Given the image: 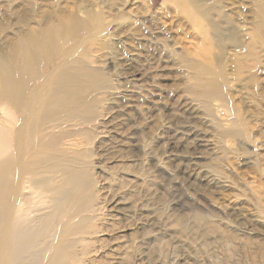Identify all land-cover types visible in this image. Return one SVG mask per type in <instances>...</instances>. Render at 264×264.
Wrapping results in <instances>:
<instances>
[{
  "label": "rangeland",
  "instance_id": "1",
  "mask_svg": "<svg viewBox=\"0 0 264 264\" xmlns=\"http://www.w3.org/2000/svg\"><path fill=\"white\" fill-rule=\"evenodd\" d=\"M125 1L0 0V44L22 25L73 7L136 14L137 34L120 35L125 28L114 23L94 49L92 66L109 75L111 87L97 95L95 120L74 128L91 131L92 140L67 138L68 157L88 163L94 179L84 214L91 220L75 237L74 264H264V206L257 198L264 199V31L256 29L254 0H202L222 42L190 7ZM252 40L260 66L238 75L232 62ZM100 45L106 49L98 51ZM211 65L226 73L238 105L229 106L238 107L249 140L220 134L218 125L237 128L229 125L230 107L219 111L213 101L206 110L195 84ZM252 76L263 80L261 110L245 89ZM86 150L91 157L81 155Z\"/></svg>",
  "mask_w": 264,
  "mask_h": 264
},
{
  "label": "bare ground",
  "instance_id": "2",
  "mask_svg": "<svg viewBox=\"0 0 264 264\" xmlns=\"http://www.w3.org/2000/svg\"><path fill=\"white\" fill-rule=\"evenodd\" d=\"M165 1L190 7V12L210 27L211 36L222 42L219 22L204 9L202 0ZM254 4L256 29L261 33L264 0H254ZM146 8L149 10L148 4ZM134 17L131 10L120 9L114 16L102 8L86 11L73 7L70 13H55L34 27L22 25L0 44V109L5 119L0 120V264H74L75 237L87 233L91 220L84 214L94 198V179L88 163L78 156L68 157L67 138L78 133L87 138L84 145L92 140L91 131L74 132V128L95 120L97 95L111 87L109 75L92 66L94 49L99 39L110 35L114 23L124 26L120 35L137 34ZM261 39L259 36L256 44ZM236 47L243 48L240 44ZM104 49L97 47L98 51ZM259 55L252 40L241 52L244 58L238 56L232 66L238 75L245 70L253 75L261 63ZM203 67L195 88L206 110L212 112L213 105L208 104L213 101L219 111L229 108L230 100L236 104L222 66ZM262 84L263 80L252 76L245 85L258 110L262 109L257 102ZM237 106L234 110L230 107L235 118L228 119L229 125L237 128L218 125L220 134L249 140L251 130ZM84 153L91 157L89 150L81 155ZM257 198L264 206V199Z\"/></svg>",
  "mask_w": 264,
  "mask_h": 264
}]
</instances>
